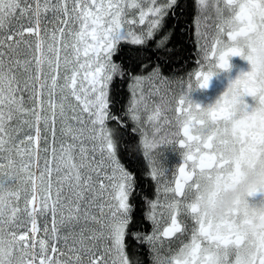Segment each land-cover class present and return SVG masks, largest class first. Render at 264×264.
<instances>
[{
	"label": "snow or ice",
	"instance_id": "obj_1",
	"mask_svg": "<svg viewBox=\"0 0 264 264\" xmlns=\"http://www.w3.org/2000/svg\"><path fill=\"white\" fill-rule=\"evenodd\" d=\"M156 2L0 0V264H130L126 237L137 181L117 159L119 146L136 168L146 159L150 171L142 176L163 185L147 201L151 233L132 234L148 245L152 264H264V214L257 215L256 206L245 199L210 219L198 203L201 178L220 183L241 164L264 166V107L249 110L243 99L257 96L253 74L230 81L208 107L190 99L229 67L230 57L251 61L242 42L264 27V0H196L199 13H215V33L209 44L197 17L203 62L195 83L179 80L178 96L159 65H144L136 74L112 59L122 43L146 45L178 5ZM129 10H139L138 21L128 19ZM146 19V31L131 30ZM117 78L131 81L127 120L111 111ZM154 80L165 92L150 110L149 99L160 89L146 95L142 85ZM229 141L236 158L222 148ZM177 145L183 162L165 179L160 148ZM38 163L39 177L33 171ZM41 229L44 237L36 239ZM166 242L179 247L161 258Z\"/></svg>",
	"mask_w": 264,
	"mask_h": 264
},
{
	"label": "trees",
	"instance_id": "obj_2",
	"mask_svg": "<svg viewBox=\"0 0 264 264\" xmlns=\"http://www.w3.org/2000/svg\"><path fill=\"white\" fill-rule=\"evenodd\" d=\"M194 9L193 0H180L175 12L173 9L169 11L164 17L162 27L155 32L152 39L147 41L146 45L134 46L122 43L119 51L112 57L113 62L122 65L125 69L131 68L132 73L136 74L141 72L144 65L152 67L159 65L161 74L165 77L186 73L191 67L195 54ZM160 41H165L163 46H158ZM143 75H147V72H143ZM130 83L131 81L127 78L122 82L117 78L115 87L110 90V95L115 99V106L111 108V111L118 116H123L125 120L128 117L124 113L131 98ZM109 127L116 129V122L110 121ZM116 139L119 141L120 137ZM131 139L136 141L137 137L133 136ZM117 159L127 165L137 181L131 198L134 205V223L131 225L130 233L147 235L152 231L151 221L145 218L146 213L150 211L147 201L156 199V182L150 176L145 177L141 174L150 171L149 168L144 167L147 164L146 159L140 168L134 167L127 160V153L122 146L118 147ZM132 234L126 237V253L130 264H152L148 245L141 244Z\"/></svg>",
	"mask_w": 264,
	"mask_h": 264
},
{
	"label": "clouds",
	"instance_id": "obj_3",
	"mask_svg": "<svg viewBox=\"0 0 264 264\" xmlns=\"http://www.w3.org/2000/svg\"><path fill=\"white\" fill-rule=\"evenodd\" d=\"M245 55L251 57V61L245 59L252 72L253 85L257 89V96L252 97L256 101L258 108L264 107L260 105L259 97L264 95V27L258 28L252 32L250 36L242 42ZM231 68L230 58L229 67L222 69L228 71ZM239 93H237V96ZM234 109L236 105H233ZM231 141L228 145H222L226 151V155L236 158L238 153L231 148ZM181 157L183 156L180 153ZM227 179L223 182L216 183L209 181L205 178L200 179V192L201 199L198 201L201 212L210 219H218L227 215L233 210L238 203L248 199V193L264 187V166L259 163L255 166L241 164L238 169L229 170L227 172ZM191 197V193L189 194ZM194 199V197H191ZM257 215L264 214V207H257Z\"/></svg>",
	"mask_w": 264,
	"mask_h": 264
},
{
	"label": "flooded vegetation",
	"instance_id": "obj_4",
	"mask_svg": "<svg viewBox=\"0 0 264 264\" xmlns=\"http://www.w3.org/2000/svg\"><path fill=\"white\" fill-rule=\"evenodd\" d=\"M179 3L180 0H178V5L174 7L173 12H175L176 8L179 6ZM193 5L195 8L193 14L194 26L192 25L193 33H194V41L196 43L195 54L191 67L188 69V71L186 73L175 75V79L172 83L173 84L172 92H174L177 96L179 95V91H180L179 80L182 79L185 85L188 83L189 79H191V81L195 83V72L200 70L199 65L203 62L201 45L204 43V39L198 38L196 34L195 20L197 19V17L199 16L201 21L200 30L207 34V39L209 41V44L211 43L212 36L215 33V24H216L215 13L209 10L208 12L201 14L199 13L198 4L196 3V0H193ZM230 64H231V68L228 71L220 70L219 73L211 79L208 88L206 89L197 88L196 90L192 91L190 93V99L194 103L199 104L201 107H208L210 105H213L221 97V95L227 90L230 81H234L240 74L246 73L250 70L249 63L240 56L230 57ZM243 99L247 104L250 105L249 110H251V107H254L256 104V101L250 96H245ZM168 115L169 117H172V113ZM160 151L162 153L161 162L168 171L165 179H171L172 171L177 170V167L180 166L183 162L182 157L180 155L181 150H179V147L177 145V146H161ZM156 185L157 188L163 187L162 184L158 185L156 183ZM162 198L163 197L161 195V199ZM248 201L250 205H254L256 207L264 206V192H258L253 196L248 197ZM189 225H191L190 221H189ZM157 247H160L159 244L157 245ZM178 247H179L178 242L173 243L170 246L166 242L164 246L160 248L159 255L161 258L169 257L176 252Z\"/></svg>",
	"mask_w": 264,
	"mask_h": 264
},
{
	"label": "rangeland",
	"instance_id": "obj_5",
	"mask_svg": "<svg viewBox=\"0 0 264 264\" xmlns=\"http://www.w3.org/2000/svg\"><path fill=\"white\" fill-rule=\"evenodd\" d=\"M41 3H43V0H40ZM106 2V0H105ZM167 0H157L156 2V5L154 6H159L163 3H166ZM51 3H56V0H51ZM49 16H51V13H48ZM128 19H136L138 21L139 19V10H129V15H128ZM148 19H151V16L148 17ZM148 19H146L145 21V24L143 25H140V24H136L134 26H131V30L135 31L137 34L140 33L141 30H145L147 29V26H148ZM43 26V25H42ZM55 27V25H52L50 24L49 25V28H53ZM126 29L129 28L130 26L128 25H125ZM168 78L171 83L167 86L168 88H170L171 90L172 89V86H173V81L175 79V75L174 76H171V77H166ZM143 90L145 92V94L147 95V93L149 91L153 92V93H156V89L159 88L160 89V92L158 94H154L150 97L149 99V109L151 110L155 105H154V102L158 103L159 102V96L164 94L165 92V85L161 84V82L159 80H154L153 82L151 83H148V82H145L143 85ZM169 99L171 98L170 96L168 97ZM168 114H171V113H168ZM141 124L143 125V127L145 128V130L149 133V135L152 134V128H151V125L148 124L146 122V114H142V120H141ZM41 146H42V142H41ZM33 171L35 172L36 176L39 177L40 175V166H39V163L37 165V167L35 169H33ZM39 183V181L37 180V184ZM38 223H40V219L38 218ZM49 227H50V224H49ZM44 237V233H43V230L41 229V231L39 233H37L36 235V239H40V238H43ZM29 239H33V237L29 236Z\"/></svg>",
	"mask_w": 264,
	"mask_h": 264
},
{
	"label": "bare ground",
	"instance_id": "obj_6",
	"mask_svg": "<svg viewBox=\"0 0 264 264\" xmlns=\"http://www.w3.org/2000/svg\"><path fill=\"white\" fill-rule=\"evenodd\" d=\"M37 235V234H36Z\"/></svg>",
	"mask_w": 264,
	"mask_h": 264
}]
</instances>
